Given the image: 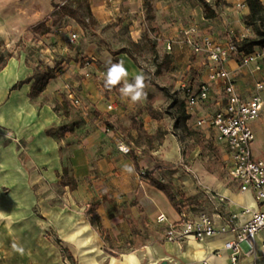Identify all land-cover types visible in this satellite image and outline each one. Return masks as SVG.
Masks as SVG:
<instances>
[{
	"label": "crops",
	"instance_id": "0c3cea01",
	"mask_svg": "<svg viewBox=\"0 0 264 264\" xmlns=\"http://www.w3.org/2000/svg\"><path fill=\"white\" fill-rule=\"evenodd\" d=\"M69 1L73 0H0V40L9 52L14 53V57L0 71V212L4 213L0 216V226L6 224V219L12 218L21 225L24 205L30 208L35 206L39 211L36 205L39 204L46 212L49 211L47 199H50V189L60 185V178L64 174V153L68 152L70 159L67 165L77 181V187L72 193L85 202V209L90 203L96 205L94 211L98 215L99 224L105 231H110L109 234L118 243L133 245L132 249L134 245H144L141 247L147 264H231V253L224 249L225 239L222 237L201 241H167L168 227L179 221L180 214L162 192L140 181L131 157L118 150L116 141H119L120 128L128 130L132 141H138L139 137L136 129H129L132 124L129 99L121 94L119 96L117 91L106 92L105 75L85 79L83 69L75 63L68 67L60 65L53 70L55 77L48 81L42 92L32 95L35 80L31 78L34 69L38 66L48 69L41 65L45 61L37 63L38 54L33 55L27 47L38 35L34 28L42 23H45L46 28H52L56 14L54 3ZM75 1H88L92 15L99 21L143 19L151 7L154 16L150 24L154 33L169 39L168 43L173 41L177 44L174 47L175 59L178 60L175 72L183 78L180 88L183 90L184 85L197 87L203 83L211 85V98L197 107L196 116L208 117L224 106L222 81L211 82L209 79L212 62L205 53H195L187 43V46H183L177 35L181 32L184 36L185 30L195 26L199 36L208 35L224 44L231 39V32L240 37L241 32L247 31L235 10V5L241 0H206L217 14L212 19L206 18L200 0ZM248 13V8L243 11L245 16ZM42 35L48 46L51 42H57L58 47L62 46L63 42L58 36L48 33ZM21 42L27 46L21 48ZM49 52L61 51L53 46L47 48L45 53ZM120 59L124 60L129 71V82L136 74L143 73L125 53L109 56L104 66L94 63L95 72L103 70L106 73L110 62ZM260 63V71H253V65L240 66L235 59L224 64L243 99L254 95L258 82L264 84V58ZM192 69L198 70L195 78L192 77ZM16 84H19L18 87L13 89ZM76 87L78 92L72 90ZM261 95L264 98V90ZM72 96L81 99L83 103L86 100L96 104L97 115L87 116L89 113L84 110L67 105L65 100L70 102ZM110 105L113 110H108ZM142 120L143 128L149 135L153 136L160 131L159 123L153 117L144 114ZM187 124L226 152L225 144L218 143L214 132L207 126L197 128L194 119ZM65 126L70 130L64 131ZM252 127L255 141H264V113ZM255 152L253 143L254 156L260 159ZM136 153L142 154L137 150ZM224 158L227 159V154ZM129 168L132 171H128ZM200 174L201 187L191 189V195L198 194L204 188L216 200L217 207L226 210L211 216L218 226L232 212L245 207H258L252 193L241 192L239 184L232 178L231 184L227 185L215 176ZM34 187L36 190H33ZM40 195H43L42 198L37 197ZM124 212L128 214L124 216ZM160 215L167 218L158 227L159 230L164 227V235L155 230L153 225V220ZM127 218L141 221L143 227L148 229V234L140 232L141 229ZM97 230L99 244V227ZM263 240L264 231L256 239L254 253L248 254L249 260L255 261L264 255L261 248ZM100 259L98 254V264ZM113 259L112 264L115 263ZM258 263L264 264V260Z\"/></svg>",
	"mask_w": 264,
	"mask_h": 264
},
{
	"label": "rangeland",
	"instance_id": "374dc122",
	"mask_svg": "<svg viewBox=\"0 0 264 264\" xmlns=\"http://www.w3.org/2000/svg\"><path fill=\"white\" fill-rule=\"evenodd\" d=\"M68 4L69 9L56 10L52 28H46L44 32L61 38L62 46L58 47L57 42H51L48 46L44 41L46 38L42 35L44 33L39 32L32 39L31 44L27 46L26 43L21 42L20 47L27 46L33 55L38 54L37 63L45 61L41 65H45L52 71L60 65L68 67L69 64L75 63L85 72L84 61L86 60L104 66L105 59L109 56L113 57L115 52L131 53L142 69L148 84L145 89L146 98L134 104L129 100L131 120L133 122L134 116L141 121L144 114L151 116L148 111V106H151L158 116L156 120L160 131L157 133L155 142L148 145L144 139L138 138V141H132L133 138L127 132L128 130L120 128L117 145L124 143L141 151L142 154L138 156L143 174L155 171L156 178L173 189L181 205V212L178 214L186 211L193 216L202 214L213 216L214 213H218L221 207H217L216 200L204 188L194 196L191 195V189L196 187L200 189V173L210 174L224 184H231L227 160L224 158L226 152L206 137L193 138L179 125L180 101L184 100V96L180 88L183 78L175 72L178 60L175 59L174 47L177 44L173 41L168 43L169 39L154 33L150 24L154 16L152 8L149 7V12L143 19L99 21L88 14L86 3L73 0ZM236 5L235 10L239 13V20L247 30L245 32L247 37L253 36L252 28L245 24L244 10ZM72 34L77 35L75 44H70L68 41ZM177 39L183 46H187L183 33L180 32ZM53 46L61 52L46 54L47 48ZM192 71V77L195 78L198 70L192 69ZM132 81L133 79L130 82ZM72 90L78 92L79 89L76 87ZM113 91H117L121 96L118 87L111 90L106 87V92ZM72 94L75 95V93ZM74 98L77 97L69 98L70 106L84 110L89 113L87 116L97 115L96 104L88 103L86 100L83 103L80 99L83 105L80 107L74 104ZM129 129L135 130L133 123ZM254 149L255 153L259 154L257 157L264 162V141H254ZM64 156L69 162V153L65 152ZM127 156L130 157V154ZM154 158L168 163L171 168H166L165 164H161V169L156 168ZM139 177L140 181L148 184L147 179L140 175ZM33 190L36 188L34 187ZM76 195L69 187L60 185L51 187L48 196L50 199H47L48 212L39 204H36L39 211L34 208L35 206L30 208L24 205L21 225L19 221L15 222L14 218L6 219V224L0 226V264H98V254L101 258L100 264H109L111 258H115L114 264H124V257L131 252H134L139 260L142 259L141 264H147L143 258L141 246L144 245L142 244L134 245L132 249L133 245L118 243L116 238L109 234L110 231L101 233L98 244V215L94 210H86L85 202ZM41 196L43 195L37 197ZM135 201L138 200L135 199ZM221 211L226 212L223 209ZM123 214L125 216L128 213ZM127 220L140 228V232L148 234V229L143 227L141 221H134L132 218ZM153 225L160 234H165L164 227L160 230L158 228L157 217L153 220ZM87 235L90 237L88 241ZM18 248H23V252H20ZM248 257V253L243 251L238 264H259V260H264V255L255 261L249 260Z\"/></svg>",
	"mask_w": 264,
	"mask_h": 264
},
{
	"label": "built area",
	"instance_id": "2783aa9c",
	"mask_svg": "<svg viewBox=\"0 0 264 264\" xmlns=\"http://www.w3.org/2000/svg\"><path fill=\"white\" fill-rule=\"evenodd\" d=\"M237 7L242 10L248 8L245 0L239 1ZM245 32L240 37L231 32V39L224 44L208 35L199 36L198 28L195 26L185 30V42L195 53H205L212 62L209 69L210 81H222L224 106L208 117H197V107L211 98V85L209 83L197 87L184 85L183 94L189 120L194 119L197 128L207 126L214 132L216 141L225 144L229 176L239 184L241 192L252 193L258 207H245L232 212L221 226L207 214L193 216L184 212L180 214L177 223L169 225L166 233L169 242H184L190 239L201 241L222 237L225 239L224 249L231 253V264H238L243 251L248 254L254 253L256 239L264 231V162L254 156L255 133L252 127L264 113V98L261 95L264 84L258 82L254 95L249 99H243L235 87L230 72L224 67L227 61L235 59L240 66L253 65V71L261 70L260 61L264 58V49H256L252 53L240 52L238 49V42L247 37ZM76 40V34L70 35L68 39L70 44H75ZM84 69L85 79L105 75L103 70L95 72V64L90 60L84 61ZM74 104L83 107L78 98H74ZM108 110H113V106H108ZM121 144L128 149L127 152L120 150ZM117 147L123 154L131 153V147L127 144L119 143ZM243 218L246 220L243 221ZM158 221L163 224L167 218L160 215ZM261 248L264 251V240Z\"/></svg>",
	"mask_w": 264,
	"mask_h": 264
},
{
	"label": "trees",
	"instance_id": "16d2710c",
	"mask_svg": "<svg viewBox=\"0 0 264 264\" xmlns=\"http://www.w3.org/2000/svg\"><path fill=\"white\" fill-rule=\"evenodd\" d=\"M203 4L205 11H206V18L212 19L216 17V11L211 7V5L206 0H200ZM84 2L87 4V12L90 16H92L90 6L88 1H79ZM249 13L245 17V24L248 27H251L253 30L254 35L251 37H246L242 39L240 42H238L237 46L240 52L245 53H252L256 49H264V0H245ZM54 7L57 10L58 8H63L64 10H67L70 8V5L68 2L63 3L62 5L58 3H54ZM46 26L45 23H42L34 28V32H45ZM128 54V56L136 63V60L134 59L133 55L131 53H128L126 51H118L114 53V56L120 55V54ZM14 57V53L9 52L6 47L2 44L0 40V71L3 70L6 65L8 64L9 60ZM55 75L52 70L46 69L44 67H36L34 69V74L31 79L35 80V83L32 87V95H35L37 93L42 92V90L46 87V84L49 80L54 78ZM30 80V79H29ZM19 84H16L13 89H16ZM66 104L68 105L69 102L66 101ZM148 111L150 112V115L154 119H158L157 114L153 111L151 106H148ZM190 119V116L187 114L185 109V100L180 101V107H179V125L183 128V130L192 136L193 138L196 137H203L198 131L192 130L188 126V121ZM133 125L138 133L139 139H144L147 141L148 145H151L155 142V139L157 138V133L155 135H149L143 128L142 122L137 118H133ZM64 131L70 130L68 126H65L63 128ZM48 132L51 133V130H48ZM130 157L134 163L135 169L137 173L148 180V184L155 189L162 192L168 201L171 203L172 207L178 212H181V205L178 203V199L176 194L174 193L173 189L166 183L158 180L155 176V171H149L146 174H143L141 165L139 163V156L136 153L135 148H131ZM154 162L156 165V168L161 169V164H165L166 168H171V165L168 163H164L160 159L154 158ZM64 174L60 178V185L62 187H69L71 190H75L77 187V181L72 175L71 169H69L67 165V160L64 159ZM96 208L95 204H88L86 207V210H94ZM37 209V208H36ZM97 226L99 227L100 233L105 232V230L102 228V226L98 223Z\"/></svg>",
	"mask_w": 264,
	"mask_h": 264
},
{
	"label": "clouds",
	"instance_id": "9594fccd",
	"mask_svg": "<svg viewBox=\"0 0 264 264\" xmlns=\"http://www.w3.org/2000/svg\"><path fill=\"white\" fill-rule=\"evenodd\" d=\"M105 87L109 90L117 88L119 93L128 98L132 103H138L146 98L147 93L145 89L148 87L146 83V77L143 73H138L134 76L132 82H129V71L125 67V62L123 59L118 60L117 62H110V66L107 68L105 73ZM122 85V86H121ZM120 150L122 152H127L128 149L121 144ZM128 171H132L131 168ZM4 213L0 212V216H3ZM14 247H17L14 245ZM20 252H23V248H18ZM127 264H141L140 260L137 258L134 252L128 253L124 257Z\"/></svg>",
	"mask_w": 264,
	"mask_h": 264
},
{
	"label": "bare ground",
	"instance_id": "6f19581e",
	"mask_svg": "<svg viewBox=\"0 0 264 264\" xmlns=\"http://www.w3.org/2000/svg\"><path fill=\"white\" fill-rule=\"evenodd\" d=\"M85 228V227H84ZM90 239L89 235L86 236V240L88 241ZM113 258L109 259V263L112 264L113 262ZM90 264V263H89Z\"/></svg>",
	"mask_w": 264,
	"mask_h": 264
}]
</instances>
